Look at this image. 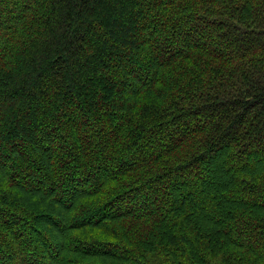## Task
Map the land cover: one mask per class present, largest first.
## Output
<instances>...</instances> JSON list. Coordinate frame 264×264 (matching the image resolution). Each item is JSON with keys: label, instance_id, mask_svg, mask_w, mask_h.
I'll return each instance as SVG.
<instances>
[{"label": "trees", "instance_id": "1", "mask_svg": "<svg viewBox=\"0 0 264 264\" xmlns=\"http://www.w3.org/2000/svg\"><path fill=\"white\" fill-rule=\"evenodd\" d=\"M0 264H264V0H0Z\"/></svg>", "mask_w": 264, "mask_h": 264}, {"label": "rangeland", "instance_id": "2", "mask_svg": "<svg viewBox=\"0 0 264 264\" xmlns=\"http://www.w3.org/2000/svg\"><path fill=\"white\" fill-rule=\"evenodd\" d=\"M7 225H11V224H7Z\"/></svg>", "mask_w": 264, "mask_h": 264}]
</instances>
